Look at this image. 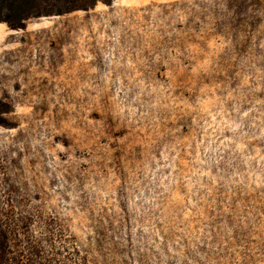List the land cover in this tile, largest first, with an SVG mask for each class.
<instances>
[{
  "label": "rangeland",
  "instance_id": "rangeland-1",
  "mask_svg": "<svg viewBox=\"0 0 264 264\" xmlns=\"http://www.w3.org/2000/svg\"><path fill=\"white\" fill-rule=\"evenodd\" d=\"M0 264H264V0H0Z\"/></svg>",
  "mask_w": 264,
  "mask_h": 264
}]
</instances>
